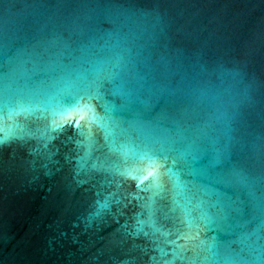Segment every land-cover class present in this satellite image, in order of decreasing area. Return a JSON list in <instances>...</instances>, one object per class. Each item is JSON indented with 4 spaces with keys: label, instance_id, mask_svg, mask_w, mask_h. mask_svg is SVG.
Segmentation results:
<instances>
[{
    "label": "water",
    "instance_id": "water-1",
    "mask_svg": "<svg viewBox=\"0 0 264 264\" xmlns=\"http://www.w3.org/2000/svg\"><path fill=\"white\" fill-rule=\"evenodd\" d=\"M0 264H264V0H0Z\"/></svg>",
    "mask_w": 264,
    "mask_h": 264
},
{
    "label": "snow or ice",
    "instance_id": "snow-or-ice-1",
    "mask_svg": "<svg viewBox=\"0 0 264 264\" xmlns=\"http://www.w3.org/2000/svg\"><path fill=\"white\" fill-rule=\"evenodd\" d=\"M77 111V116L72 117L70 113L65 114V119L62 121L63 124H81L82 121H86L89 127L92 125L100 126L97 121V117L92 111V109L89 107L88 104H85L83 107H79L75 109ZM83 126V125H81ZM148 177H156L157 173L155 171H149L148 172ZM147 178V177H146ZM157 188L160 187L159 184L155 185Z\"/></svg>",
    "mask_w": 264,
    "mask_h": 264
}]
</instances>
